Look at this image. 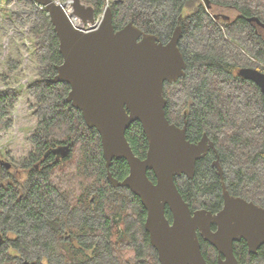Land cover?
Listing matches in <instances>:
<instances>
[{"label": "trees", "instance_id": "obj_1", "mask_svg": "<svg viewBox=\"0 0 264 264\" xmlns=\"http://www.w3.org/2000/svg\"><path fill=\"white\" fill-rule=\"evenodd\" d=\"M26 1L32 9L15 18L19 22L27 15L32 21L39 79L28 91L38 122L29 138L34 150L19 162V172L12 174L0 165V264H160L145 231L147 211L140 198L110 183L100 135L66 101L71 86L50 82L64 61L60 40L46 9L35 0ZM198 1L82 3L93 7L97 18L110 7L116 31L133 22L163 43L183 28L180 49L186 74L177 83L165 84L167 118L179 127L187 124L192 143L207 134L219 151L230 194L264 208V93L237 75L248 67L264 72V37L257 33V24L248 22L264 23V0H209L235 12L230 21L215 20ZM193 8L183 19L184 11ZM8 65L14 73L20 61L12 59ZM20 96L13 88L0 90V132L12 127L10 115ZM126 136L136 156L144 159L148 140L142 125L133 123ZM62 146L71 148L66 158L54 154ZM214 159L210 153L198 161L194 179L176 178L193 211L222 209V182ZM111 173L124 180L127 161L114 160ZM149 177L156 181L153 173ZM167 217L172 221L169 209ZM201 244L207 263L217 264V249L203 240ZM234 252L240 264H264V246L250 254L242 240L234 244Z\"/></svg>", "mask_w": 264, "mask_h": 264}, {"label": "water", "instance_id": "obj_2", "mask_svg": "<svg viewBox=\"0 0 264 264\" xmlns=\"http://www.w3.org/2000/svg\"><path fill=\"white\" fill-rule=\"evenodd\" d=\"M204 1L210 10L211 2ZM35 2L46 9L64 58L50 82L71 86L66 101L82 113L86 126L100 135L110 183L140 198L147 211L145 231L160 264H208L200 237L217 249V264H240L234 244L242 240L250 254H258L264 246V208L230 194L218 150L207 135L199 143H192L187 137V124L179 127L167 118L165 84L177 83L186 74L180 49L181 26L167 43L145 34L133 22L116 31L112 9L107 7L99 27L85 32L71 21L76 17L83 24L96 22L95 9L82 0ZM237 75L255 83L264 93L263 72L241 68ZM135 122L142 125L148 140L144 159L136 156L126 136ZM210 151L216 154L213 167L223 181V208L218 213H193L176 178L184 175L194 179L198 161ZM70 153V146L54 150L58 158ZM121 159L127 161L129 174L119 181L113 177L111 166ZM2 165L11 168L9 163ZM150 173L156 182L150 179Z\"/></svg>", "mask_w": 264, "mask_h": 264}, {"label": "rangeland", "instance_id": "obj_3", "mask_svg": "<svg viewBox=\"0 0 264 264\" xmlns=\"http://www.w3.org/2000/svg\"><path fill=\"white\" fill-rule=\"evenodd\" d=\"M31 9L26 0H13L10 3L7 0H0V90L13 88L21 94L10 115L12 127L10 130L0 132V165L5 167L2 163H9L11 168L8 170L12 174L19 172L21 168L19 162L34 150L29 138L36 130L38 122L35 109L32 108L35 101L28 91V87L39 79L35 40L30 32L32 21H28L27 15H22L23 18L21 17L19 22L15 18L16 13L28 12ZM194 10L195 8L186 9L183 19ZM217 13L221 12L213 9L212 14ZM224 14L231 19L236 16L233 11L230 13L225 11ZM21 21L26 24L22 25ZM12 59L20 61V66L14 73L9 72L8 63ZM6 76L9 77L5 79ZM20 176L25 177L24 174Z\"/></svg>", "mask_w": 264, "mask_h": 264}, {"label": "flooded vegetation", "instance_id": "obj_4", "mask_svg": "<svg viewBox=\"0 0 264 264\" xmlns=\"http://www.w3.org/2000/svg\"><path fill=\"white\" fill-rule=\"evenodd\" d=\"M203 2H204V5H205V7H206V4H205V1L204 0H202ZM206 9H207V7H206ZM213 9H216V10H218L219 12H221V13H217V14H212V17L215 19V20H217V21H220L221 19H223L224 21H230L231 20V17L230 16H227V14H224V12L225 11H228V9H223V8H219V7H217L214 3H211V9L210 10H208L207 9V11H213ZM229 12V11H228ZM230 13V12H229ZM217 17V18H216ZM248 22L250 23V24H257V27H256V31H257V33L259 34V35H261V36H263L264 37V23L263 22H261V21H259V20H256V19H248ZM182 28V27H181ZM182 32H183V28H182ZM248 68H250V67H248ZM252 69H255V68H252ZM256 70H258V69H256ZM259 71H261V70H259ZM262 72V71H261ZM264 73V72H263ZM250 82V81H249ZM253 83V82H252ZM255 84V83H254ZM256 85V84H255ZM257 86V85H256ZM205 135H207V134H205ZM203 139V138H202ZM210 139V138H209ZM211 140V139H210ZM201 141V140H200ZM199 141V142H200ZM212 141V140H211ZM198 142V143H199ZM213 142V141H212ZM216 148H217V146H216ZM218 150V149H217ZM210 153H213L214 154V156H215V159H214V161L216 160V154H215V152L214 151H210L208 154H210ZM218 153H219V151H218ZM207 154V155H208ZM206 155V156H207ZM219 157H220V155H219ZM213 161V162H214ZM221 163V162H220ZM212 166H213V163H212ZM222 166V165H221ZM215 168V167H214ZM107 172H108V170H107ZM116 179V178H115ZM118 180V179H117ZM120 181V180H119ZM154 182V181H153ZM156 182V181H155ZM221 182L223 183V181L221 180ZM224 182H225V178H224ZM114 186V185H113ZM224 204V203H223ZM222 208H223V206H222ZM192 210V209H191ZM222 210V209H221ZM221 210H219V211H221ZM197 211V210H196ZM218 211V212H219ZM192 212L194 213L195 211H193L192 210ZM218 212H216V213H218ZM169 219V218H168ZM170 220V219H169ZM172 220H173V217H172ZM172 222V221H171ZM212 229L214 230V231H216L217 230V227L216 226H213L212 227ZM205 241L202 237H200V243H201V241ZM205 242H207V241H205ZM201 247H202V244H201ZM203 252V251H202ZM218 258H219V256H218ZM218 258H217V263H218ZM238 259V258H237ZM159 260V259H158ZM239 261V260H238Z\"/></svg>", "mask_w": 264, "mask_h": 264}, {"label": "built area", "instance_id": "obj_5", "mask_svg": "<svg viewBox=\"0 0 264 264\" xmlns=\"http://www.w3.org/2000/svg\"><path fill=\"white\" fill-rule=\"evenodd\" d=\"M41 8H43V7H41ZM101 19H102V17L97 18L96 22L94 24H90V23L83 24L81 22V20L76 18V17L71 18V21L75 27H77L83 31L89 32V31H92V30L97 29L99 27V25L101 23Z\"/></svg>", "mask_w": 264, "mask_h": 264}]
</instances>
